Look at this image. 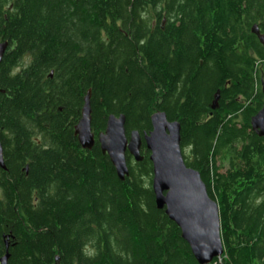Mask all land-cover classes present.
<instances>
[{
	"label": "trees",
	"instance_id": "1",
	"mask_svg": "<svg viewBox=\"0 0 264 264\" xmlns=\"http://www.w3.org/2000/svg\"><path fill=\"white\" fill-rule=\"evenodd\" d=\"M156 1L0 0L13 56L0 70V262L198 264L156 208L144 144L120 182L97 143L108 116L142 138L155 112L179 123L184 163L218 205L220 264L264 258V138L250 129L264 107V48L250 32L264 35V0H167L180 24L164 32ZM88 91L89 151L74 136Z\"/></svg>",
	"mask_w": 264,
	"mask_h": 264
},
{
	"label": "water",
	"instance_id": "2",
	"mask_svg": "<svg viewBox=\"0 0 264 264\" xmlns=\"http://www.w3.org/2000/svg\"><path fill=\"white\" fill-rule=\"evenodd\" d=\"M250 32L264 48V35L259 33L258 27L252 26ZM4 49L5 44L0 46V55ZM261 92L264 97V84ZM218 98L216 95L211 110L216 109ZM150 125L151 131L143 134L142 138L136 131L127 136L125 117L108 116L104 131L97 136L100 151L108 157L118 180L123 182L128 176L126 153L139 163L144 144L152 164L151 189L156 208L164 211L169 221L179 229L196 262L211 264L223 255L218 205L209 198L199 173L184 163L179 123L168 121L162 112H155L150 116ZM250 128L257 137L264 138V107L251 117ZM74 136L81 149H92L95 138L91 132L90 91L84 97ZM0 168L6 169L1 145ZM7 259L6 255L0 264H6ZM55 262L58 263V258Z\"/></svg>",
	"mask_w": 264,
	"mask_h": 264
},
{
	"label": "flooded vegetation",
	"instance_id": "3",
	"mask_svg": "<svg viewBox=\"0 0 264 264\" xmlns=\"http://www.w3.org/2000/svg\"><path fill=\"white\" fill-rule=\"evenodd\" d=\"M167 3H168L167 0H157L156 3H155V6H154V10H155L154 13H155L156 17L153 19V23L152 24L154 25L153 27H156L157 28V22L160 19L159 20L160 23H159L158 27H159V30L161 32H164L166 30L165 26H167V25L168 26L174 25L175 27H178L179 24H180V20L177 21L175 19H171V20L167 21V19H166V13L164 12V9L167 6ZM11 11H12V5L11 4H7L6 5L4 2H0V13L3 15V17H5V15H7V13H9ZM173 17H175V16H171V18H173ZM185 25H186V23H185ZM257 27L259 29V33L261 35H263L261 33V28L259 26H257ZM161 35H162L161 33L160 34H158V33L156 34L155 33L152 36L153 37L155 36L156 38H158ZM217 36L220 37L221 34H217ZM196 37L200 38V36H196ZM4 44H5V49H4V51L0 55V70H3L5 67H7V63L13 62V56L10 57V54L12 53L10 46L8 45V43L0 41V46L1 45H4ZM233 49L234 50L237 49V38L234 41ZM30 60L31 59H30L29 55L23 56V57L19 58L17 64H15V66L12 67L11 73L13 75H16V74L21 73L23 70H25L28 67V65L30 63ZM49 77L52 78V72L49 74ZM228 84H229V82H228ZM262 84H264V81H261V86H262ZM216 95H218V94H216ZM262 256L264 257V253L262 254ZM252 263L253 264H259V263H262L263 264L264 263V258H262L261 260H259V257L257 255L256 256H253L252 257Z\"/></svg>",
	"mask_w": 264,
	"mask_h": 264
},
{
	"label": "built area",
	"instance_id": "4",
	"mask_svg": "<svg viewBox=\"0 0 264 264\" xmlns=\"http://www.w3.org/2000/svg\"><path fill=\"white\" fill-rule=\"evenodd\" d=\"M221 258L222 257L217 258L216 260L213 261L212 264H220L221 263Z\"/></svg>",
	"mask_w": 264,
	"mask_h": 264
}]
</instances>
